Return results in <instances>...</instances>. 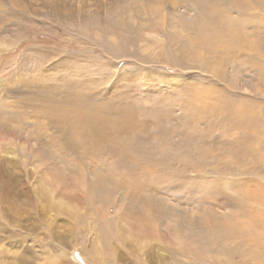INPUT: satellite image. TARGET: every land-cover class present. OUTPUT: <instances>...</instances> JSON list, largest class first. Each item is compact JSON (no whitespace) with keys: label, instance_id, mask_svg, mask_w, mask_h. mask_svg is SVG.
Listing matches in <instances>:
<instances>
[{"label":"rangeland","instance_id":"rangeland-1","mask_svg":"<svg viewBox=\"0 0 264 264\" xmlns=\"http://www.w3.org/2000/svg\"><path fill=\"white\" fill-rule=\"evenodd\" d=\"M205 3L200 19L190 0H0V100L57 143L42 148L30 126L0 123V264H250L249 250L264 256V3L247 14H229L228 0ZM120 7L119 29L104 13ZM123 18L132 30H122ZM227 27L237 28L221 32ZM73 96L96 100L75 107ZM83 105L132 113L99 136L81 127ZM126 158L139 177L119 167ZM148 185L157 188L143 192L150 206L171 210L167 234L118 194Z\"/></svg>","mask_w":264,"mask_h":264},{"label":"bare ground","instance_id":"bare-ground-1","mask_svg":"<svg viewBox=\"0 0 264 264\" xmlns=\"http://www.w3.org/2000/svg\"><path fill=\"white\" fill-rule=\"evenodd\" d=\"M152 1H154V3H159V0H152ZM161 1H164V2H166V0H161ZM208 1L210 2V1H216V2H218V3H222L223 5H225V3L224 2H226L227 0H190V2H192V3H194V4H196L198 7H199V15H198V17L201 19V16L203 15V12H204V10L206 9V8H208L207 7V5H206V3L205 2H207V4H208ZM238 2V3H237ZM214 3V2H213ZM228 3H230L229 5H228V7H227V9H228V13L230 14L231 12L232 13H236V14H239V13H242V14H247V11H250L251 10V6H259L260 4L262 5L263 3H264V0H246L245 2H240V1H238V0H228ZM260 5V6H261ZM258 7H256L255 8V11H256V9H257ZM105 9V8H104ZM218 9V8H217ZM261 9V8H260ZM125 10V8L124 7H120V9H117V8H110V10H107L106 9V11H105V13H104V18L105 19H107V17H110L111 19H113V24L116 26V24L117 25H119V29L121 28V26H120V20H119V18H116V17H118V16H120V14L123 12ZM127 10V9H126ZM224 10V9H223ZM226 10V9H225ZM51 11H52V13L53 14H55L56 16H58V15H60L61 13V11L58 9V8H54V9H51ZM103 11V10H102ZM120 11V12H119ZM230 11V12H229ZM1 12H4V9H0V13ZM16 13L15 14H18L19 12L18 11H15ZM128 12V11H127ZM149 12H150V16H152L153 15V11L150 9L149 10ZM220 12V11H219ZM51 13V12H50ZM132 13V12H131ZM136 13V12H135ZM220 13H222V12H220ZM219 13V14H220ZM63 14V13H62ZM73 14V13H72ZM90 14H94V13H90ZM123 14H125V12H123ZM215 14H217V13H215ZM263 14V13H262ZM122 15V14H121ZM137 15V14H136ZM135 14H133L132 13V17H133V19H136V18H138V16H136ZM7 16V15H6ZM219 16V15H218ZM221 16V15H220ZM94 17V16H93ZM122 17V16H121ZM124 17V16H123ZM228 17V16H227ZM258 17H259V15H258ZM208 18V17H207ZM232 18V17H231ZM235 18V17H234ZM260 18V17H259ZM128 19H130V18H128ZM209 19V18H208ZM262 19V18H261ZM130 20H132V19H130ZM217 20V19H216ZM230 20V19H229ZM256 20V19H255ZM223 21V20H222ZM236 21H239L240 22V20H237V18H236ZM235 21V22H236ZM249 21V20H248ZM247 21V22H248ZM130 22V21H129ZM216 22V21H215ZM233 22V21H232ZM238 22V23H239ZM218 23V22H217ZM228 23V22H227ZM182 24H184V25H188L187 23H182ZM220 24V23H219ZM110 25V21H106L105 22V27H108ZM122 25V24H121ZM123 27H122V30H125V29H128V30H132V24H128L127 22H126V18H123ZM215 25V24H214ZM229 25V24H228ZM129 26V27H128ZM139 26V28L141 27V28H144L145 30H151V31H153V32H155L154 31V28H153V26L150 24V23H147V24H139L138 25ZM216 26V25H215ZM214 27V26H213ZM221 27V26H220ZM233 27V26H232ZM256 27H257V25H256ZM140 28V29H141ZM210 28V27H209ZM237 28V27H236ZM236 28H229V27H227L226 29L225 28H222V30H221V32H231L232 30H236ZM115 29V28H114ZM137 29V28H136ZM183 29V28H182ZM190 29V28H189ZM216 29V28H215ZM199 31H200V26H199ZM214 31H216V30H214ZM194 32V31H193ZM192 32V33H193ZM196 33V32H195ZM200 33V32H199ZM212 36V35H211ZM205 37H207V36H205ZM127 39V38H126ZM132 40V39H131ZM190 41V40H189ZM123 43V42H122ZM192 44V43H191ZM126 46H127V44H126ZM121 48V47H120ZM123 49V48H122ZM71 52V51H70ZM59 59V58H58ZM54 62V61H53ZM63 62H64V60H63ZM71 62V61H70ZM201 63V62H200ZM65 64V63H64ZM67 65H68V62H67ZM78 65V64H77ZM59 66V65H58ZM70 66H72V65H70ZM66 68V67H65ZM64 68V69H65ZM66 70V69H65ZM79 73V72H78ZM66 77V76H65ZM37 78V77H36ZM42 79H43V77H41ZM45 79V78H44ZM55 79V78H54ZM38 80V79H37ZM41 80V79H40ZM39 80V81H40ZM34 82V81H33ZM32 82V83H33ZM40 83V82H39ZM45 83V82H44ZM43 83V84H44ZM65 91V90H64ZM47 92V91H46ZM80 99L81 100H96V97H93V96H82V97H74L73 96V100H75V107H77L78 106V103L80 102ZM80 108V107H79ZM81 108H82V110H83V112L82 113H85V117L83 118L82 117V120L80 121L81 122V124L83 125V126H81V127H86V129H87V127H88V130H91L90 128H98V135H99V133H100V131H99V129L101 130V129H105V126H106V128H107V124H109V123H112V124H115V126L117 125V126H119V123H118V117L119 116H123V114L124 113H126L125 111H128V110H124V108H120V109H117V110H111V108H108V107H104L103 105L101 106V107H99V109H98V111H92L91 109H92V107H87L86 108V106H84L83 105V107L81 106ZM98 108V107H97ZM130 108V107H129ZM52 109V108H51ZM130 109H132V108H130ZM101 110L104 112V117L102 116V117H100L99 115H100V113H102L101 112ZM108 110V111H107ZM110 110V111H109ZM12 111V110H11ZM10 110H9V108H8V106H7V104L5 103V101L4 100H0V123H2V124H7V123H9L7 120V118H12V120L15 122V125H16V127L17 128H20V129H24L27 125L28 126H30L31 128H32V130L34 131V132H30V134L29 135H32L33 137H34V140L36 141V142H39V143H41V147L42 148H49V149H53V147L54 146H56V144L57 143H55L54 142V139H56L55 137L53 138V136H52V134L51 135H48L46 132H44L43 130H42V128L39 126V124H38V122H35V121H33V123H30V125L29 124H27V125H24V123L26 122V119L24 118V116L23 115H21L20 113H18V112H11ZM80 111V110H79ZM100 111V112H99ZM51 112H52V110H51ZM54 112V111H53ZM97 112H99V114L97 113ZM73 113V112H72ZM79 113V112H78ZM77 113V114H78ZM81 113V112H80ZM79 113V114H80ZM97 113V114H96ZM131 113H132V111L131 112H129V114L128 113H126V114H128V115H131ZM75 114V113H74ZM73 114V115H74ZM95 114V115H94ZM54 115V114H53ZM84 115V114H83ZM82 115V116H83ZM102 115V114H101ZM106 115H112V116H114V117H107ZM26 116V115H25ZM27 117V116H26ZM51 117V116H50ZM49 117V120H50V122L54 125V127H55V125L57 124L56 122V119H54L53 117H51L50 118ZM7 120H6V119ZM48 118V117H47ZM121 118V117H120ZM70 119V118H69ZM122 119V118H121ZM124 119H126V117H124ZM72 120V119H71ZM74 120V119H73ZM115 120H117V121H115ZM130 120V119H129ZM63 121V120H62ZM62 121H60V122H58V123H61ZM127 121V120H126ZM255 122H256V120H254ZM40 122V121H39ZM80 122H79V126H80ZM242 122H243V120H242ZM255 122L253 123V124H255ZM143 123H145V122H140V124L141 125H143ZM246 123H248V122H246ZM111 124V125H112ZM121 124V123H120ZM126 124V123H125ZM133 124H134V126H135V123L134 122H132V119L130 120V124H129V127H132L133 126ZM249 124V123H248ZM76 125H78V124H76ZM122 125H123V121H122ZM250 125V124H249ZM70 126V125H69ZM109 126V125H108ZM255 125H253V127H254ZM65 127V126H64ZM124 127V126H123ZM73 128V127H72ZM114 128V127H113ZM120 128V127H119ZM127 128V127H126ZM65 129H67V128H65ZM70 129V128H69ZM79 129V128H78ZM77 129V130H78ZM81 129V128H80ZM85 129V130H86ZM111 129H112V127H111ZM128 129V128H127ZM132 129V128H131ZM84 130V129H83ZM124 130V129H123ZM129 130H130V128H129ZM64 132H66L65 130H63ZM79 131H81V130H79ZM87 131V130H86ZM103 131V130H102ZM116 131V130H115ZM126 131V130H125ZM105 132V131H104ZM112 132V131H111ZM91 133V132H90ZM73 135H75L74 133H72ZM78 134V133H77ZM85 133H83V135H84ZM93 134V133H92ZM103 134V133H102ZM107 134V133H106ZM116 134H118V133H116ZM105 135V134H104ZM100 136V135H99ZM104 137H107V136H104ZM96 138H98V137H96ZM108 138V137H107ZM68 139V138H67ZM107 140V139H106ZM105 140V141H106ZM156 140H158V139H156ZM60 141V140H59ZM104 141V142H105ZM96 143H98V147H101V146H103L102 144V141H99V140H96L95 141ZM59 143V142H58ZM63 143V142H62ZM66 149L67 150H69V151H71V150H73V148L75 147V143L74 142H72V140H66ZM64 145V144H63ZM153 145H154V143H153ZM62 145H60L59 147H61ZM57 147V146H56ZM103 147H106V146H103ZM63 147H61V149H62ZM102 148V147H101ZM121 152V151H120ZM106 153V152H105ZM126 154V153H125ZM99 155H101V154H99ZM113 155H116V154H113ZM56 157H57V161L59 162V163H61L62 165H64V166H66V167H68V168H70L71 167V165H69V163L67 162V160H66V157L60 152L59 153V155L57 154L56 155ZM120 157V156H119ZM119 157H117L118 159H119ZM121 158V157H120ZM123 159H124V157H122ZM123 159H121V161H117L118 163H120V165H119V167H124V165H128V166H132L131 167V169H133L134 167V170H133V172H132V175H126V176H128V178H131V179H134L135 177H139V175H140V173H141V168H139V167H136L135 165H136V163H137V161H132V160H130V159H128V158H126L125 160H123ZM153 162H154V160H152ZM57 162V163H58ZM84 165H80L79 166V168L82 170V168L81 167H83ZM155 166H158V165H155ZM162 165L161 164H159V167H161ZM164 169V168H163ZM0 170H1V165H0ZM144 171H145V178H147V179H149V177H151V175L153 174L152 173V170H150L149 168H144ZM94 173H97L95 170H94ZM93 177V171H92V175H91V178ZM109 177V179H111V180H113V181H115L111 176H108ZM160 178V177H159ZM158 178V179H159ZM96 181V180H95ZM159 183V182H158ZM92 186L94 187V184L92 183ZM152 188L154 189V190H156L157 188L156 187H152V186H150V185H148L147 187H141V186H137V187H135L132 191H128V189H124V191H122V192H120V193H118V194H120V198H121V200H124V201H127L126 203V205L128 206V207H126V209L127 210H130V211H135V212H137V211H147L146 213H148L147 214V217H150L149 216V214L154 218V220H155V218H156V220L157 221H159L160 222V227H162L163 228V232H165V234H167V230H169V223L171 222V221H173V219H172V213H171V210L168 208V207H165V205L163 204V202L162 201H159L158 202V206L157 205H153V206H150V205H152L151 203H150V196L149 195H147V194H144L143 192H148V191H150V190H152ZM253 214H255V213H253ZM149 221V220H148ZM126 227V226H125ZM148 230H150L151 232H146L145 234L144 233H142V237L145 239V238H148V237H150V236H153V228L152 227H149L148 228ZM143 231V230H142ZM138 235H140V234H138ZM138 237V236H137ZM259 253L261 254L262 253V250H259ZM260 257H262V258H260ZM245 258V259H244ZM243 259L244 260H248V261H244V260H242V261H244V263H246V262H250V264H264V256H256V255H254V252H251L250 250H249V253H247V254H244V257H243Z\"/></svg>","mask_w":264,"mask_h":264}]
</instances>
